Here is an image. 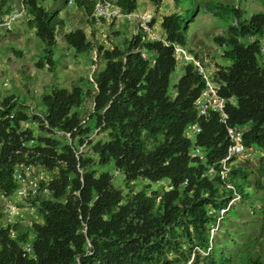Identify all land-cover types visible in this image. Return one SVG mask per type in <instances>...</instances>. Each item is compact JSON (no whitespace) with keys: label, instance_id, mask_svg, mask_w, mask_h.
Segmentation results:
<instances>
[{"label":"trees","instance_id":"obj_1","mask_svg":"<svg viewBox=\"0 0 264 264\" xmlns=\"http://www.w3.org/2000/svg\"><path fill=\"white\" fill-rule=\"evenodd\" d=\"M45 1L23 0V6L27 24L43 46L38 67H54V55L60 52L57 31L65 28V22L57 10L48 12L42 6ZM62 1L67 5L69 0ZM173 2L174 9L157 22L163 41L149 39L137 23L136 33L121 45L93 41L82 28L64 32L66 48L75 55L95 52L100 68L91 77V95L77 85H55L41 95L42 114L32 117L39 124V135L22 130L21 122L28 116L15 109L10 98L0 105V194L15 192L11 171L17 163L41 167L51 176L48 194L34 198L41 221L16 226L15 237L0 226V264H264V256L251 252V241L231 234L229 226L236 224L244 203L254 215L259 201L264 213V186L255 183L254 197L248 192L253 172L248 158L233 159L227 179L219 177V162L229 144L226 124L213 110L197 116L194 101L204 80L192 61L175 52L179 47L200 61L189 29L198 4ZM114 3L123 11H137L136 0ZM93 4L73 3L90 23L115 21L95 19ZM5 5L2 0L0 12H5ZM212 10L225 22V31L213 40L224 47L226 65L215 69L212 79L227 101V125L246 126L244 146L264 156V13L244 18L236 6ZM178 62L183 74L172 96L170 76ZM87 96L92 97V110L85 120L77 108ZM194 122L201 131L187 138L184 130ZM95 130L105 132V139L91 141ZM58 133L68 135L71 142L63 143ZM31 138L33 144H22ZM82 145L88 149L81 151ZM196 146L204 160L191 157ZM108 165L124 174L125 195L109 172L98 169ZM211 165L214 172L209 173ZM259 173L264 177V166ZM162 180L171 189L161 186L152 191L150 183ZM137 181L149 184L135 192ZM237 196L238 203H231ZM223 208L227 211L217 226ZM28 241L29 252L24 250ZM240 246L245 249H235Z\"/></svg>","mask_w":264,"mask_h":264},{"label":"rangeland","instance_id":"obj_2","mask_svg":"<svg viewBox=\"0 0 264 264\" xmlns=\"http://www.w3.org/2000/svg\"><path fill=\"white\" fill-rule=\"evenodd\" d=\"M0 0V4H1ZM137 11L144 13H151L153 15L154 23L157 24L160 16L164 13L174 9L173 0H160L159 4H155L152 0H136ZM186 3L188 0H180ZM186 1V2H185ZM198 4L197 11L189 22V29L191 31L190 40L191 46L200 56L199 63L206 69L209 75L220 65H226V60L223 59L224 47H219L215 44L213 37L225 31V22L212 12L213 7H220V5H231L238 7L243 11V17L249 18L255 13H264V0H194ZM6 5L3 10L7 8H20L22 0H5ZM42 6L48 11H58V18L65 22V28L57 31V43L60 52L54 55V62L57 63L54 67H38V58L42 56L43 46L35 35L34 31L30 29L26 19H18L12 25L11 31L0 29V79L7 78L8 85L3 87L0 84V105L6 100L14 97V107L17 110L24 111L28 116L26 128L32 131V135L37 136L40 133L39 124L32 121L33 115L41 116V95L49 91L55 85H62L70 87L71 85L80 86L85 92L93 91V84L91 77L93 73L100 68L96 60V53H84L75 55L72 51L66 48L63 42L62 35L64 32L73 30L75 28L84 29L87 37L93 41H104L107 46L121 45L123 40L136 33V23L129 22L125 19L113 21L111 23H95L88 22L83 12L75 7V5L65 4L62 0L51 1L46 0ZM97 38V39H96ZM264 43V37L262 38ZM188 55V54H187ZM190 56V54H189ZM96 61V62H95ZM183 74L180 62L175 71L170 76V93L175 95L173 86L181 78ZM89 95V94H88ZM22 99V100H21ZM23 103L20 107L19 103ZM12 103V104H13ZM27 107V108H26ZM92 110V97L84 98L82 104L77 108L82 119L87 120ZM40 111V112H39ZM58 138L63 143H70L68 135L58 133ZM105 139V132L95 130L90 136L91 141L97 139ZM88 149V146L82 145L80 150ZM90 154V152H87ZM263 154L260 150H252L248 155V168L252 169L250 176V186L248 192L254 197V185L256 182L264 186V177L259 173V170L264 162ZM240 160V159H238ZM101 171L109 172L113 177V184L116 188L122 191L125 195L128 188L125 185L124 174L117 171L113 165L101 166L98 168ZM35 173L44 179H50V174L46 173L41 167H36ZM258 179V180H257ZM149 184L148 181H137L132 190L137 192L143 186ZM168 181L162 180L157 183H150L151 190L156 191L161 189V186L167 187ZM40 198L45 197V194H40ZM239 201V200H238ZM238 201H235L238 203ZM35 203V204H33ZM16 205L24 214L27 222L41 221L39 213V203L34 202L33 198H25L17 200ZM250 205L244 203L239 209V216L236 218V224L231 223L230 228L233 232L244 237L245 240L251 241V252L254 256H264V216L263 212L259 210L263 207L262 203L255 201V207L258 209L254 213L248 208ZM5 215V201L0 194V226L4 223ZM226 238V237H225ZM225 238H223L225 241ZM240 239V238H239ZM240 239V240H243ZM237 249H245V247H236ZM233 249L235 256L237 253ZM262 261V260H261Z\"/></svg>","mask_w":264,"mask_h":264},{"label":"built area","instance_id":"obj_3","mask_svg":"<svg viewBox=\"0 0 264 264\" xmlns=\"http://www.w3.org/2000/svg\"><path fill=\"white\" fill-rule=\"evenodd\" d=\"M94 4L93 16L95 19H104L106 21H118L120 19H125L129 22H135L138 24V28L146 34V36L151 40H162L163 38L159 32L158 23L155 24L153 21V15L151 13H144L139 11L126 12L121 10L115 3L114 0H90ZM74 0H69L68 4L73 5ZM5 12H0V29H5L6 31L12 30L13 23L18 19H27V13L23 6V0L20 8H8L4 10ZM165 45L167 43L164 42ZM177 54H182L186 61H192L198 68L199 73L202 75L204 80V89L200 96L194 101V107L197 111L198 117L205 116L209 110H213L220 115V122L226 124V133L229 139V144L226 150V155L219 162V177L221 180L225 181L228 177L230 171V165L233 159H246L248 158L251 149H247L244 146L243 136L246 131V126L240 125H227L228 114L225 111L226 99L220 95V85L213 81L212 75H209L206 69L199 63V61L192 58V56L182 50L179 47L175 48ZM142 57L146 58V54L142 53ZM0 84L3 87L8 85L7 78L0 79ZM14 99L10 101L13 103ZM0 110H3L0 106ZM13 115V113H12ZM22 130L25 131L27 126L26 122H21ZM201 128L197 122L189 124L185 130L184 135L187 138H194L195 135L200 133ZM34 139L31 138L28 141H23L22 144L28 145L33 144ZM2 142H0V147ZM82 151V149H81ZM191 157L197 158L199 160H204V153L199 146L193 148L191 152ZM36 167L31 164L17 163L13 166L11 171L12 181L17 185L14 193L6 195L1 193V197L5 201V215H4V228H9L11 237H15L17 232L15 227L20 224L31 225L32 222H27L24 214L19 210L16 205L17 200L25 198H36L40 194H48L47 183L49 179H44L39 177L35 173ZM207 171L209 173L214 172V166H209ZM44 182L42 186L41 182ZM187 183V181H185ZM228 188L232 186L227 185ZM167 189H171V185L168 182ZM239 197H235L231 203L238 201ZM227 208H223L219 212L218 222L221 220L222 216L226 213ZM211 231H215V228ZM24 250L29 252L31 250V244L28 241L24 245Z\"/></svg>","mask_w":264,"mask_h":264}]
</instances>
